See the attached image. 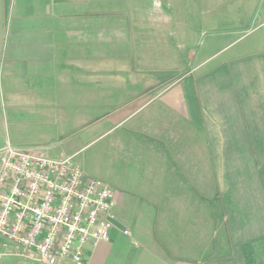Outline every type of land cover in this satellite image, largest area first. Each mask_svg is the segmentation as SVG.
<instances>
[{"label":"crops","instance_id":"crops-1","mask_svg":"<svg viewBox=\"0 0 264 264\" xmlns=\"http://www.w3.org/2000/svg\"><path fill=\"white\" fill-rule=\"evenodd\" d=\"M260 2L231 29L249 31L245 45L173 79L181 0L169 14L164 0H0V164L7 145L72 162L114 133L99 152L115 165L104 182L114 227L85 249L86 264H264ZM227 37L219 49L209 41L194 70L236 42ZM3 242L0 264H43Z\"/></svg>","mask_w":264,"mask_h":264},{"label":"built area","instance_id":"built-area-1","mask_svg":"<svg viewBox=\"0 0 264 264\" xmlns=\"http://www.w3.org/2000/svg\"><path fill=\"white\" fill-rule=\"evenodd\" d=\"M49 148L7 145L1 151L2 246L43 264H86L85 249L109 240L115 196L70 158L46 155Z\"/></svg>","mask_w":264,"mask_h":264},{"label":"rangeland","instance_id":"rangeland-1","mask_svg":"<svg viewBox=\"0 0 264 264\" xmlns=\"http://www.w3.org/2000/svg\"><path fill=\"white\" fill-rule=\"evenodd\" d=\"M155 0H153L154 3ZM180 3V0H178ZM182 10L185 25V35L181 51L183 55V62L177 74L172 75L173 79L183 77L199 76L214 66L219 59L231 56L237 47L245 45L249 40V31L243 33H236L231 29L243 26L242 24L247 20L248 13L252 7L256 9L261 7L259 0H181ZM175 0H164L163 7L166 13L169 14L175 9ZM180 7V6H178ZM207 19H210V25H207ZM206 20V22H205ZM255 23L251 26V29ZM228 33V35L226 34ZM226 36L230 37L231 42L236 41L230 45L226 50L218 54L217 58H213L211 62L201 68L194 70L201 59L206 60L211 50L207 48L209 41H212L219 49L221 39ZM227 37V38H228ZM179 61L178 63H180ZM105 128H109L105 126ZM114 133L109 131L104 137H100L90 143L73 158L72 163L78 164L81 169L87 170L86 173L96 180H100L107 184H111L110 171L115 168L111 160H107L106 164L100 159L99 152L110 144ZM54 138V137H52ZM109 149V147H108ZM52 158H60L50 155ZM107 159V158H106ZM105 159V160H106ZM94 175V176H93ZM114 227V226H113ZM159 221L154 223V228L159 230Z\"/></svg>","mask_w":264,"mask_h":264}]
</instances>
